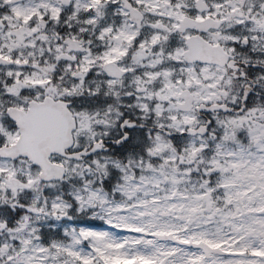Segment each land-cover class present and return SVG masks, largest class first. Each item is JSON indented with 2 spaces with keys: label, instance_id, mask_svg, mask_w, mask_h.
Listing matches in <instances>:
<instances>
[{
  "label": "snow or ice",
  "instance_id": "1",
  "mask_svg": "<svg viewBox=\"0 0 264 264\" xmlns=\"http://www.w3.org/2000/svg\"><path fill=\"white\" fill-rule=\"evenodd\" d=\"M0 264H264V0H0Z\"/></svg>",
  "mask_w": 264,
  "mask_h": 264
}]
</instances>
